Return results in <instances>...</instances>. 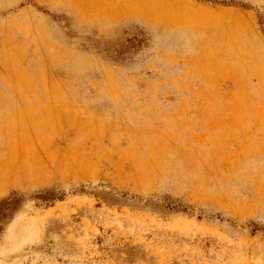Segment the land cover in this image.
I'll use <instances>...</instances> for the list:
<instances>
[{
	"label": "rangeland",
	"instance_id": "rangeland-1",
	"mask_svg": "<svg viewBox=\"0 0 264 264\" xmlns=\"http://www.w3.org/2000/svg\"><path fill=\"white\" fill-rule=\"evenodd\" d=\"M0 264H264V0H0Z\"/></svg>",
	"mask_w": 264,
	"mask_h": 264
}]
</instances>
